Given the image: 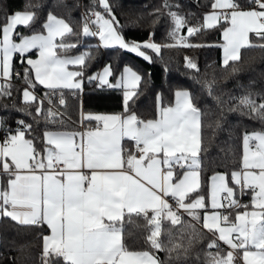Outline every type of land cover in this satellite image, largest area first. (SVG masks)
<instances>
[{
	"label": "snow or ice",
	"instance_id": "6c2138e0",
	"mask_svg": "<svg viewBox=\"0 0 264 264\" xmlns=\"http://www.w3.org/2000/svg\"><path fill=\"white\" fill-rule=\"evenodd\" d=\"M258 7L241 9L236 0H213L212 11L204 16L201 26L189 27L192 35L201 28H213L221 22L230 26L223 29V63L236 61L244 47L252 45L249 33H255L264 40V0H252ZM103 13L90 11L82 27L84 36H98L104 47L119 46L147 61H151L143 49L160 52L161 45L149 39L144 42L127 41L118 31L119 21L112 13L108 0H99ZM164 7H171L164 0ZM174 28L170 36L175 37L186 23L175 12H170ZM94 17V19H92ZM34 20L31 11H16L6 16V23L0 27V77L10 79L14 53L23 54L31 49L38 50L37 59H28L35 75V81L46 88L80 89L82 71H69V65L83 66L85 52L77 56L57 55L56 49L67 52L76 45L63 43L66 34L73 29L63 19L49 14L43 25L47 34L22 35L19 43L13 39L17 26H30ZM96 26V31L91 30ZM61 42L57 43L56 38ZM181 41L185 38L180 37ZM200 47L203 45H185ZM264 48V44L259 45ZM187 66L196 68L190 58ZM30 69L25 68L24 79L31 86ZM236 69H233L235 72ZM111 65L102 73L89 77L98 79L109 88H123L121 113H81V124L95 121L96 126L84 131H52L43 134V150L34 145V138L27 139L25 132L31 125L24 121L15 134L8 132L0 141V175L8 177L6 184L0 182V217H10L25 225L46 224L51 234L44 236V264L48 257L62 258L64 264H160L150 251H131L123 242L125 217L132 223L133 214L147 221L150 231L146 242L152 249L164 250L159 239L161 220L180 224L181 209L189 216L200 219L197 210L204 209L203 227L218 233L217 239L229 247L226 254L209 252L208 264H264V132L244 136V152L241 168L232 171L229 185L228 174H214L211 180L210 201L213 211H207L205 197L199 195L190 200V194L201 187L200 129L201 111L193 103L190 92L177 90L175 104L165 106L157 97V113L153 119H142L130 109L129 102L138 95L142 77L131 67L125 66L116 83H111ZM10 85L0 84V96L10 95ZM25 102L36 97L26 88ZM47 96V93H46ZM251 93L241 97L240 103L248 106L258 115L264 116V103L257 105ZM42 103V102H41ZM60 103L64 100L61 98ZM37 113L41 107H37ZM55 114L49 110V117ZM3 121L0 120V126ZM134 142L133 149H127L122 141ZM255 141L254 150L249 146ZM186 169L182 175L175 167ZM237 187L243 193L253 192L251 205H240L234 198ZM224 194V195H222ZM169 198L174 201L169 203ZM190 200V202H188ZM226 202V203H225ZM245 208L237 212L233 221L219 209ZM251 207L253 210L248 211ZM193 238L189 239V247ZM208 247L218 248L216 240ZM170 253H187L188 248L175 244L167 249ZM239 252L241 255L236 256Z\"/></svg>",
	"mask_w": 264,
	"mask_h": 264
},
{
	"label": "trees",
	"instance_id": "16d2710c",
	"mask_svg": "<svg viewBox=\"0 0 264 264\" xmlns=\"http://www.w3.org/2000/svg\"><path fill=\"white\" fill-rule=\"evenodd\" d=\"M241 8L250 7L252 0H237ZM112 13L119 21L118 31L125 40L142 42L151 39L161 45L159 53L146 49L151 61L120 48L119 46L102 47L96 36H84L82 27L85 16L90 11L103 13V8L95 0H0V27L5 24L6 16L16 11H31L34 20L30 26H17L13 39L19 40L16 33L32 35L44 32L48 15L53 14L65 20L73 29V34H66L63 43L76 45L67 52L56 49L57 55L73 56L90 54L83 66L73 68L83 72L78 79L80 89H56L55 91L38 84L32 75L30 66L24 61L26 54L15 53L12 58L10 79L4 78L1 84L10 85V95L0 96V130L15 133L24 121L31 125L25 132L27 139L34 138V145L43 150L45 130H78L81 113L114 112L121 113L123 107V88L100 87L97 79L90 80L104 66L111 65L113 75L108 79L115 83L125 66L136 71L142 80L138 95L129 102L130 109L142 119H153L157 113V97L165 106L173 103L177 89L190 92L193 103L201 111L200 151L201 187L190 194V199L203 195L208 202L210 178L217 173L230 174L241 168L244 152V136L264 132V116L253 112L250 107L240 103L243 96L251 93L250 98L257 105L264 103V40L250 34V47H244L238 53L239 59L229 61L227 66L222 57V29L227 24L221 22L213 28H201L189 35V27L203 25V15L210 11L213 0H168L171 7H164V0H108ZM175 12L186 22L176 33L170 36L174 28ZM2 32H0L1 37ZM184 37L181 41L179 38ZM57 43L61 38L56 39ZM203 45L187 47L185 45ZM30 52L29 55H33ZM190 58L196 68L187 66L185 58ZM25 68L30 69L29 79L35 85L31 87L24 79ZM233 69H236L233 72ZM29 89L36 97L35 101L25 102L22 98L24 89ZM60 91L64 103L58 102L55 93ZM47 93V96H46ZM42 102V103H41ZM41 107L38 114L36 109ZM49 110L55 115L49 117ZM85 121L83 124H85ZM252 192L246 189L241 193L237 187L234 198L240 205H251ZM251 208V207H249ZM245 208H230L231 218L237 211ZM195 219L187 213H179L181 223L173 225L170 220H161L159 239L164 250H155L146 242L149 234L147 221L142 216L133 214L132 223L125 217L123 242L131 251H150L160 264H208V253L220 252L222 255L229 248L221 244L213 232L203 227L201 215ZM48 233V227L25 225L13 221L10 217H0V264H44L42 239ZM189 247V239L193 238ZM216 240L218 248H209ZM175 244L188 248L187 253L169 252ZM49 264H64L62 258L50 255ZM236 264L238 262L236 261Z\"/></svg>",
	"mask_w": 264,
	"mask_h": 264
},
{
	"label": "crops",
	"instance_id": "0c3cea01",
	"mask_svg": "<svg viewBox=\"0 0 264 264\" xmlns=\"http://www.w3.org/2000/svg\"><path fill=\"white\" fill-rule=\"evenodd\" d=\"M96 2H97V4H98V6H100V4H99V0H95ZM100 7H102V6H100ZM207 13V12H206ZM205 13V14H206ZM14 14V13H13ZM205 14L203 15V23H204V16H205ZM53 15V14H52ZM55 16V15H54ZM57 17V16H56ZM58 19H62V18H59V17H57ZM46 22H47V20H46ZM45 22V23H46ZM227 25V27L229 26V24L227 23L226 24ZM42 34H47V30L45 29L44 30V32H42ZM250 34L251 33H249V40H250ZM0 38H2V34H1V37ZM58 38V37H57ZM56 38V39H57ZM96 38H97V40H98V44L100 45V46H102V47H104L103 46V44H102V42L100 41V39H99V37L98 36H96ZM149 39H147V40H145V41H148ZM222 40H223V37H222ZM15 42H17V43H19V40H15ZM142 42H144V41H142ZM224 44V42H222V45ZM144 51H146V49H143ZM30 52H34V54L33 55H29L30 54ZM146 53H147V51H146ZM223 47H222V57H223ZM15 54V53H14ZM13 54V55H14ZM20 54V53H19ZM26 54V56H25V59H24V61L27 63V60L28 59H37V57H38V50L37 49H31L29 52H27V53H25ZM148 54V53H147ZM77 55H81V54H77ZM77 55H73V56H77ZM149 55V54H148ZM11 63H12V61H11ZM72 66H75V65H69L68 66V70L69 71H78L77 69H75V68H73ZM98 73H102V69L98 72ZM97 73V74H98ZM32 75H33V79L35 80V75H34V72H32ZM109 78V77H108ZM4 78L3 77H0V84H1V81L3 80ZM76 79H78V78H76ZM79 80V79H78ZM98 80V79H97ZM80 81V80H79ZM99 81V80H98ZM37 82V81H36ZM100 82V81H99ZM38 83V82H37ZM116 83V82H115ZM39 84V83H38ZM41 85V84H40ZM41 86H43V87H45L44 85H41ZM25 90V89H24ZM24 90H23V92H24ZM29 90V89H28ZM177 90H186V89H177ZM177 90H175V92L177 91ZM30 91V90H29ZM186 91H188V90H186ZM23 92H22V98L24 99V96H23ZM31 92V91H30ZM175 92H174V95H173V103L171 104V105H174L175 104ZM32 93V92H31ZM33 94V93H32ZM89 113H93V114H113L114 112H89ZM86 114V113H85ZM96 126V122L95 121H91V122H86L85 124H83V125H80V127H79V129L78 130H76V131H80V132H82V131H84L85 130V128H88V127H95ZM52 131H64V130H52ZM12 134H15V133H12ZM256 142L255 141H250L249 142V146H250V148L252 149V150H254V144H255ZM122 144H123V146L125 147V148H127V149H133L134 148V142H132V141H130L129 139H127V138H125L123 141H122ZM184 170H186V169H175V171H176V173L177 174H180V175H182V173H183V171ZM7 179H8V177L6 176V175H0V182H3V183H5L6 184V182H7ZM210 183H211V181H210ZM210 186V185H209ZM251 192H252V190H250ZM252 194H253V192H252ZM198 196H196V197H194V198H192V199H190V200H195L196 198H197ZM169 199H171V198H169ZM190 200L188 201V202H190ZM210 201L208 200V202H207V205H208V208H207V210L209 211V210H211V208H210ZM226 203V202H225ZM230 208H227V207H225L223 210L224 211H229V213H230V210H229ZM182 211H183V209H181ZM199 211H203V213H202V215H201V221H202V224H203V216H204V212H205V210L204 209H200V210H197V212H199ZM183 213H185L184 211H183ZM230 215V214H229ZM46 225V224H45ZM47 226V225H46ZM48 227V226H47ZM214 233V232H213ZM51 234V232H50V229L48 228V233L47 234H45L44 236H47V235H50ZM215 234V233H214ZM43 236V237H44ZM216 237V236H215ZM217 238V237H216ZM218 240V239H217ZM219 241V240H218ZM221 244H224L223 243V241H219ZM224 245H226V244H224ZM44 246V239H42V247ZM227 246V245H226ZM228 247V246H227ZM229 248V247H228ZM230 250V249H229ZM239 255H241V253H239V252H237Z\"/></svg>",
	"mask_w": 264,
	"mask_h": 264
},
{
	"label": "built area",
	"instance_id": "2783aa9c",
	"mask_svg": "<svg viewBox=\"0 0 264 264\" xmlns=\"http://www.w3.org/2000/svg\"><path fill=\"white\" fill-rule=\"evenodd\" d=\"M236 3H238L237 0H236ZM238 4H239V3H238ZM239 5H240V4H239ZM240 7H241V6H240ZM257 7H258V6H257L255 3H253V2H252V4L250 5V8H257ZM89 13H90V12H89ZM89 13H88V14H89ZM88 14H87V15H88ZM92 19H94V17H92ZM198 26H200V25H198ZM90 27H91V30H92V31H96V26H95V25H91ZM99 85H100L101 88H106V87H107L106 85H101V83H100ZM55 97L57 98L58 102H60V100H61V98H62V94H61V92H60V91H57V92L55 93ZM6 133H7V132H5V131H3V130H0V141H2V140L4 139ZM174 167H175V169H180L178 166H174ZM222 195H224V194H222ZM169 203L173 204V206L175 207L174 201H173L172 199H169ZM179 213H183V211L180 210ZM236 256L239 257L240 255H239L238 253H236ZM237 261H238L240 264H243V262H242L241 260L237 259Z\"/></svg>",
	"mask_w": 264,
	"mask_h": 264
},
{
	"label": "rangeland",
	"instance_id": "374dc122",
	"mask_svg": "<svg viewBox=\"0 0 264 264\" xmlns=\"http://www.w3.org/2000/svg\"><path fill=\"white\" fill-rule=\"evenodd\" d=\"M241 9H243V10H248V9H251L250 7H247V8H241ZM212 11V9L210 10V11H208L207 13H209V12H211ZM230 26V25H229ZM225 27H227V25H225L224 27H223V29L225 28ZM223 29H222V37H223ZM223 42H224V39H223ZM224 52V51H223ZM223 60H224V53H223ZM105 67V66H104ZM104 67L102 68V71H103V69H104ZM221 174H223V173H221ZM210 189H211V183H210V186H209V193H208V200L210 201ZM252 198H253V194H252V197H251V202H252ZM211 202V201H210ZM211 204V203H210ZM210 208H211V206H210ZM248 211H252L253 209L252 208H248L247 209ZM208 211V210H207ZM213 211V209L211 208V210H209L208 212L209 213H211ZM219 211H221L223 214H225V215H229V211H224L223 209H219ZM243 211H245V209L244 210H242V211H239V212H243ZM238 212V211H237ZM237 212H235L234 213V215H233V217L231 218V216H230V218L234 221L235 220V216H236V213ZM215 236L216 237H218V233H215ZM224 243V242H223ZM225 244V243H224ZM228 246V245H227ZM238 262V261H237ZM238 264H240L239 262H238Z\"/></svg>",
	"mask_w": 264,
	"mask_h": 264
}]
</instances>
